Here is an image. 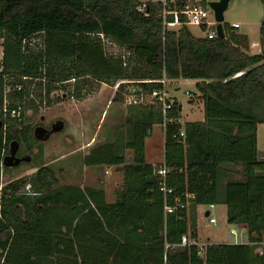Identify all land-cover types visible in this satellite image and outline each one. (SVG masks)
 Segmentation results:
<instances>
[{"label": "trees", "instance_id": "trees-1", "mask_svg": "<svg viewBox=\"0 0 264 264\" xmlns=\"http://www.w3.org/2000/svg\"><path fill=\"white\" fill-rule=\"evenodd\" d=\"M162 11L160 1L0 0V173L16 165L13 155L24 144L31 150L30 138L46 137L42 127L24 124L23 113L22 120L9 115L33 104L34 82L49 102V93L66 90L72 79L78 99L92 84L130 80L149 93L162 83L139 81L192 79L203 106V120L185 121L180 136L176 98L165 115L156 101L127 105L124 130L115 126L81 158L85 166L122 173L113 203L101 188L60 184L49 164L1 186L0 264H264V247L258 254L249 243L179 245L183 235L199 242L197 207L210 204L225 205L227 223L244 226L247 241H264V161L256 156L257 125L264 123V16L260 52L251 54L247 35L228 24L224 37L210 39L185 24L167 28ZM99 34L125 52H107ZM32 36L41 37L38 46L26 43ZM127 86L112 101H123ZM164 122L163 161L147 163L148 132ZM159 165L167 169L166 197ZM177 199L183 207L165 213Z\"/></svg>", "mask_w": 264, "mask_h": 264}, {"label": "rangeland", "instance_id": "rangeland-1", "mask_svg": "<svg viewBox=\"0 0 264 264\" xmlns=\"http://www.w3.org/2000/svg\"><path fill=\"white\" fill-rule=\"evenodd\" d=\"M263 16L264 9L260 0H229L223 12L222 25L233 26L237 23L239 27L235 28V31L247 35L248 52L251 54L258 53L260 52L258 30ZM176 28L178 27L172 29ZM189 28L193 35L202 36V33L195 26ZM40 40V36H32L26 43L28 42L29 46L34 47L35 45L38 46ZM1 44L2 40L0 39V59L2 57ZM105 49L112 53L125 52L118 49L116 45L106 46ZM196 83L192 79L166 82L167 95L176 98L181 104L182 123L201 119L203 108L201 100L194 94L196 93ZM36 85L34 82L29 87V98L33 99V104L24 102L22 108L24 124L29 125L31 129L32 127H42V136L46 135V137L38 141L30 138L28 143L31 150L24 144L19 152L16 151L18 162L0 174V187L11 180L31 175L36 171V166L41 163L49 164L55 168L60 184L69 183L61 172L63 157L67 158L68 153L74 150L85 151L89 146L92 147V145L103 142L106 135L112 134L115 126L117 131L124 130L123 122L129 108L124 101H112L115 93L112 85L102 83L99 88H96L95 84H92V86L81 89L82 98L78 99L72 95L73 91L70 90L74 85L72 79L66 84L68 85L66 90L51 91L48 96L49 102L45 97L43 85L40 90ZM38 92L41 93L40 96ZM191 99L194 103L191 102ZM152 131V140L148 139L147 141V161L158 164L162 161L163 131L159 125H155ZM256 137L257 150L264 152V123L257 125ZM32 145L34 147L33 152ZM38 146L42 147L40 153L36 152ZM129 154L131 151L127 150L126 155ZM26 156L28 158H25ZM69 162L73 164L74 169L77 167L78 160ZM107 171L109 173L106 172L101 176L97 170L87 169L82 171L81 175L82 179L84 178V186H97L100 182L98 183L96 179L98 181L103 179L107 200H112L115 188L121 187L123 178L122 174L113 167H108ZM72 180H76V178ZM72 183L75 182L72 181ZM206 209L208 206L199 207V242L202 244H207L209 241L230 243L232 238L228 230L231 225L226 221L225 205L217 204L212 209L213 215L216 217L215 224H209L203 216L202 213ZM243 237H246V233L243 234Z\"/></svg>", "mask_w": 264, "mask_h": 264}, {"label": "built area", "instance_id": "built-area-1", "mask_svg": "<svg viewBox=\"0 0 264 264\" xmlns=\"http://www.w3.org/2000/svg\"><path fill=\"white\" fill-rule=\"evenodd\" d=\"M162 3L163 11V24L167 28L179 27L181 24H185L186 26H195L199 32L202 33V36L207 38H214L217 36V21L214 18L213 10L210 6V3L218 1V0H159ZM178 3L180 5L178 6ZM145 5H140L138 10H143ZM167 15H172V20H167ZM183 17V20H181ZM232 27L238 28L239 25L235 23ZM102 40L104 41L105 46L114 45L110 41H108L102 34H99ZM1 71V67H0ZM158 81L162 83L163 88L160 90H153L151 92H144L141 88H135L132 85V81L130 80H119L117 81L112 87L115 91L119 89V86L124 84L128 85L123 91H121V95L123 97V101L126 105H139V104H147L151 102H157L161 105L162 113H165L172 108L173 99L167 95L166 91V82L168 80H144L139 82H152ZM8 90V89H7ZM188 93V92H187ZM189 94V93H188ZM3 111L7 112L6 109V101L3 102ZM22 106L17 105V107L13 108L9 111V115L12 118H17L18 120H22ZM165 122L162 124V128L164 127ZM150 135L151 132H148ZM179 135H184V127L183 123L181 129L179 131ZM157 176H158V183L159 188L162 191L164 197L171 193V189L167 187L166 184V173L167 169L164 165H159L157 168ZM176 205L170 206L165 205L164 211L165 213H171L177 207H183V203L177 199L175 202ZM214 205H208V215L205 218L208 220L209 224L216 223V217L213 215L212 209ZM230 237L232 238L230 243L233 244H242V243H249L256 247L255 252L260 254L264 247V241L261 242H249L244 237L243 234L246 233V228L244 226L238 225H231L230 229L228 230ZM180 246L186 245H197L201 250L206 244L200 243L195 240L189 239L186 235L181 237Z\"/></svg>", "mask_w": 264, "mask_h": 264}, {"label": "crops", "instance_id": "crops-1", "mask_svg": "<svg viewBox=\"0 0 264 264\" xmlns=\"http://www.w3.org/2000/svg\"><path fill=\"white\" fill-rule=\"evenodd\" d=\"M196 82H197V80H195ZM192 103H194V102H192ZM202 108H203V106H202ZM182 115V114H181ZM203 120V111H202V116H201V119L200 120H197V121H202ZM191 121H193V120H191ZM152 133H153V131H152ZM152 134L150 135V136H148L147 138H146V140H145V158H146V162L147 163H150V162H148L147 161V141H148V139H150V140H152ZM90 147V146H89ZM89 147H88V149H86L85 151H80V150H74V151H72L71 153H68V157L67 158H65V157H63L64 159H62L63 161H62V166H61V172H62V175H63V177L65 176L66 177V181L67 182H69V183H66V184H74V185H79V186H84V184H83V182H84V178L82 179V175H81V173H82V171L84 172V171H86L87 169H94L95 171L97 170L96 168H98V167H89V166H85V165H83L82 164V160H81V158H82V156L83 155H85V154H87L88 153V151H89ZM36 152H37V149H36ZM163 156H164V145H163V153H162V161H163ZM42 157V156H41ZM128 158H130V154L128 155ZM73 160H78V162H77V167L74 169V167H73V164L71 163L70 164V162L69 161H73ZM25 161V160H24ZM43 164V163H42ZM150 164H153V163H150ZM10 166H12V165H10ZM10 166H8V168L10 167ZM108 167H113L114 169H116V167L115 166H108ZM107 167V168H108ZM8 168H6V170H8ZM107 168L106 167H104L102 170L101 169H98L97 171L99 172V174L101 175V176H103V174H106V172L107 173H109L108 171H107ZM37 169V168H36ZM34 173V172H33ZM1 174V173H0ZM122 174V173H121ZM76 178V180H72V179H75ZM101 178V177H100ZM123 178V177H122ZM15 180V179H14ZM101 180V179H100ZM12 181V180H11ZM72 181L73 182H75V183H72ZM96 181L99 183L100 182V184H98L97 186H89V187H92V188H101V189H103L104 190V193H105V198H106V201L107 202H109V203H113V202H115V199H116V197H117V194H118V192H119V190L121 189V187H116L115 188V191H114V194H113V196H114V198L112 199V200H107V197H106V190H105V188H104V184H103V179H102V181H98V179H96ZM10 182V181H9ZM122 182H123V180H122ZM8 183V182H7ZM122 186V185H121ZM216 206V205H215ZM215 206H214V208H215ZM199 207H201V206H198L197 207V230H198V226H199ZM207 212V209L206 210H204L203 211V216L205 217V213ZM198 238H199V231H198ZM209 243H216V242H214V241H209Z\"/></svg>", "mask_w": 264, "mask_h": 264}, {"label": "water", "instance_id": "water-1", "mask_svg": "<svg viewBox=\"0 0 264 264\" xmlns=\"http://www.w3.org/2000/svg\"><path fill=\"white\" fill-rule=\"evenodd\" d=\"M228 1L229 0H218L210 3V6L214 13V18L217 21L216 30H217V36L219 38L224 37L222 21H223V12L227 7ZM256 156L259 161H264V152L257 150ZM206 215H208V211L205 213V216Z\"/></svg>", "mask_w": 264, "mask_h": 264}, {"label": "flooded vegetation", "instance_id": "flooded-vegetation-1", "mask_svg": "<svg viewBox=\"0 0 264 264\" xmlns=\"http://www.w3.org/2000/svg\"><path fill=\"white\" fill-rule=\"evenodd\" d=\"M16 153H14V155H13V158H15L16 157V155H15ZM27 157V156H26ZM15 160H17V157H16V159ZM17 162L18 161H16V164H17ZM28 188V187H27Z\"/></svg>", "mask_w": 264, "mask_h": 264}]
</instances>
